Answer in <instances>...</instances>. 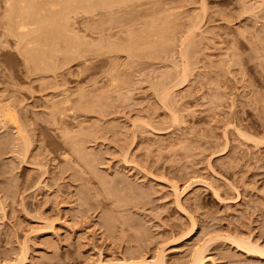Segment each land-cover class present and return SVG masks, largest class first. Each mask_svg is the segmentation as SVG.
<instances>
[{
    "label": "rangeland",
    "instance_id": "rangeland-1",
    "mask_svg": "<svg viewBox=\"0 0 264 264\" xmlns=\"http://www.w3.org/2000/svg\"><path fill=\"white\" fill-rule=\"evenodd\" d=\"M7 1L0 264H264V0Z\"/></svg>",
    "mask_w": 264,
    "mask_h": 264
},
{
    "label": "bare ground",
    "instance_id": "bare-ground-1",
    "mask_svg": "<svg viewBox=\"0 0 264 264\" xmlns=\"http://www.w3.org/2000/svg\"><path fill=\"white\" fill-rule=\"evenodd\" d=\"M10 1H12V0H10ZM17 1H18V0H17ZM17 1H16V2H17ZM25 1H26V0H25ZM54 1H55V2H54ZM54 1L50 4V8H51L54 12H53V13H50V14H47V15L42 14V15H44V16H43L41 19H38V17H40V16H38V12H37V15H36L37 18L35 17V18H36L35 21H37V22H39V23L41 22V25L44 24V22H42V21H45L46 23L48 22L47 24L51 23V25H49V26H50L52 29L56 30V28H57L56 24H57V23L59 24L60 22H61V23L64 22V20L66 19V13H67V15H69V13L71 14L73 8H74V7L76 6V4H77V1H76L75 6H74V5H73L72 7L70 6V9H69V4H70V3H68V2L66 3V4L68 5V11L66 10V11H67L66 13H65V8L67 9V7H66L67 5H65V0H54ZM78 1H79V0H78ZM109 1L113 3L115 0H113V1L109 0ZM7 2H9V0H8ZM14 2H15V1L13 0V1L11 2V5H10V2H9L8 4H9L10 6H13V5H14V7H16L15 4H14ZM16 2H15V3H16ZM19 2H22V0H19V1H18V4H21V3H19ZM72 2H73V0H72ZM83 2H85V1L83 0L82 3H83ZM115 2H116V1H115ZM12 3H13V4H12ZM25 3H26V2H25ZM25 3L22 2V4H23L22 6H18V4H16V5H17V8H19V9L21 10V12H19V10L16 11V12H14L15 9H13L14 11H12V13H10L12 7L10 8V6H9V7L6 6V7H5V10H7V7H8V11H6L5 13L7 14V16H9V15H11V14H14V15L16 16V15L18 14L17 18L19 17V19H20V17L22 16V13L25 12L24 15L22 16V19H20V20H23L24 17H25V18H27V17L29 18L30 15H28L27 13H29V14H31V15H32V14L35 15V14H34V9H35V7H34L33 10H32V8H31V10L33 11V13H31L32 11H31V12H28L27 9H26V8H28V7H25V5H24ZM60 3H63V4L65 5V7H64V9H63V12H62V9H61V10H60V9H59V10L57 9V7L59 8ZM29 4H30V3H29ZM29 4H28V6H29ZM71 4H72V3H71ZM73 4H74V3H73ZM84 4H85V3H84ZM5 5H7V3H6ZM38 5H39V4H38ZM60 6H61V5H60ZM82 6L84 7V5H82ZM82 6H80V10H81V7H82ZM95 6L97 7L98 5H95ZM30 7H31V6H30ZM83 7H82V9H84V10H85V9H86V10H89V9H90V8L88 7L87 4H85V7H86V8H83ZM87 7H88V9H87ZM96 7H94V8H96ZM98 7H99V6H98ZM21 8H22V9L25 8L23 12H22V9H21ZM61 8H62V6H61ZM71 8H72V9H71ZM39 10H40V8H39ZM39 10L37 9V10H35V12H36V11H39ZM41 10H42V8H41ZM77 10H78V9H77ZM86 10H85V11H86ZM94 10H95V9H94ZM3 11H4V10H3ZM85 11H84V12H85ZM7 12H8V13H7ZM13 12H14V13H13ZM41 12H42V11H41ZM41 12H39V13H41ZM81 12H82V11H81ZM89 12H90V11H89ZM9 13H10V14H9ZM73 13H74V12H73ZM20 14H21V15H20ZM33 15H32V17H33ZM74 15H75V14H74ZM5 18H6V17H5ZM10 18H12L13 21H14V20H17V19H14V17H12V16H11V17L9 16V19H10ZM15 18H16V17H15ZM25 18H24V19H25ZM28 18H27V19H28ZM68 18H69V17H68ZM3 19H4V18H3ZM9 19H8V17H7V20H9ZM12 19H11V23H13L14 25H16L15 28L17 27V29H18V31H19V32H17V33H18L17 37H19V35H20L21 38H24V37H23V36H24L23 34H25V33H27L26 36H28V30H29L30 28H32V27H29V26H28V24L30 23L31 20L29 19V20H30L29 23H28V20H27V22H26V19L24 20L25 23H23L22 21H19V20H18V22L16 21V22L14 23V22L12 21ZM33 20H34V19H33ZM66 20H68V19H66ZM5 21H6V20H5ZM9 21H10V20H9ZM9 21H8V22H9ZM35 21H32V22L30 23V26H31L32 23H34ZM37 22H35L34 24H36ZM65 22L68 23V21H65ZM16 23H17V24H16ZM52 24H53V25L55 24V26H52ZM64 24H65V23H64ZM37 25H40V24L37 23ZM9 26H10V25H9ZM11 26H12V25H11ZM34 26H35V25H33V27H34ZM43 26H45V24H44ZM46 26H47V25H46ZM49 26H47L46 29H47ZM60 26H62V25L60 24ZM4 27H5V26H4ZM27 27H29V29H28ZM39 27H40V26H39ZM39 27H38V30H39ZM55 27H56V28H55ZM58 27H59V25H58ZM62 27H63V26H62ZM13 28H14V26H13ZM15 28H14V35L17 34V33H16L17 29L15 30ZM63 28H64V27H63ZM63 28H62V29H63ZM49 29H50V28H48L47 30H49ZM59 29H60V32L58 31L57 34L55 33L57 36L61 33V31H64V29L61 30V27H60ZM59 29H57V30H59ZM67 29H69V28H67ZM70 29H71V28H70ZM3 30H4V28H3ZM30 30H31V31H29V32H31V35H32V34H33V33H32V29H30ZM34 30H35V27H34ZM34 30H33V31H34ZM44 30H45V29H44ZM57 30H56V31H57ZM24 31H25V33H23ZM36 31H37V29L35 30V32H36ZM40 31H41V29H40L38 32H40ZM42 31H43V30H42ZM45 31H46V30H45ZM70 31H71V30H70ZM20 32H21V34H20ZM38 32L36 33L37 35H38ZM43 32H44V31H43ZM43 32H40L39 35H41ZM49 32H52V33H53V31H51V30L48 31V33H49ZM54 32H55V31H54ZM66 32H67V30H66ZM6 33H7V32H6ZM48 33H47V34H48ZM63 33H64V32H63ZM63 33H61V34L63 35ZM69 33H70V32H69ZM72 33H73V32H72ZM8 34H9V33H8ZM29 34H30V33H29ZM34 34H35V33H34ZM45 34H46V33H45ZM45 34H44V35H45ZM55 34H53V35H55ZM6 35H7V34H6ZM44 35H43V36H44ZM49 35H52V34L49 33ZM62 35H61V39H59V38H60L59 36H58L59 38L57 37L58 39H57L56 37H55L54 39H57V40H61V41H63L64 38H63V40H62ZM43 36H42V37H43ZM46 36H47V35H46ZM20 37H19L18 39H20ZM29 37H30V35H29ZM35 37H36V36H35ZM39 37H41V36H39ZM68 37H69V35H68ZM73 38H74V37H73ZM18 39H17V40H18ZM33 39H34V38H33ZM33 39H31V40H32V41H37V40H33ZM35 39H36V38H35ZM40 39H41V38H40ZM48 39H49V38H48ZM50 39H51V38H50ZM29 40H30V39H29ZM31 40H30V41H31ZM43 40H44V39H43ZM43 40H41V41H43ZM46 40H47V39H46ZM46 40H45V41H46ZM20 41H21V39H20ZM26 41H27V40H25V38H24V42H26ZM30 41H29V42H30ZM51 41H52V40H51ZM22 42H23V41H22ZM24 42H23V44H24ZM29 42H28V43H29ZM37 42H39V41H37ZM65 42H66V40H65ZM65 42H63V43H65ZM28 43H27V44H28ZM30 43H31V42H30ZM51 43H52V42H51ZM32 44L35 45L34 43H32ZM49 44H50V43H49ZM65 44H66V43H65ZM24 45H26V43H25ZM36 45H37V44H36ZM44 45H45V44H44ZM44 45H43V46H44ZM50 45H51V44H50ZM54 45H55V44H54ZM54 45H53V47H54ZM47 46H48V45H47ZM45 47H46V46H45ZM58 47H59V46H58ZM36 49H37V46H36ZM45 49H47V48H45ZM29 54H31V53H29ZM37 54H38V53H37ZM35 55H36V54H35ZM33 56H34V55H33ZM38 56H40V55H38ZM27 57H28V56H27ZM36 58H37V57H36ZM40 58H41V57H40ZM41 59H42V58H41ZM251 250H252V249H251ZM256 251H257V250H256ZM158 256H159V255H158ZM158 256H156L155 259L153 258L154 261L152 260V261H150V262L146 261L147 259L145 260V258L143 259V258L141 257V260L139 259L140 261H136V262L133 261L132 263H130V261L128 262L127 260H126L127 262L124 261L125 259L123 258V259H124L123 262H120V263H112V262H111V263H109V262H108V263H105V262L103 263V262L99 261L97 264H165L163 258L160 257L161 255H160L159 257H158ZM192 257H193V258H191L192 260H191V263H190V264H202L203 257H202V255H201L200 252H198V251L195 252V253L193 254ZM166 264H167V263H166Z\"/></svg>",
    "mask_w": 264,
    "mask_h": 264
}]
</instances>
